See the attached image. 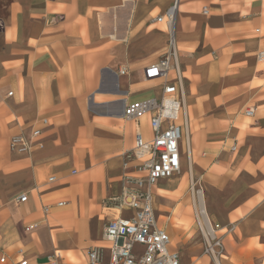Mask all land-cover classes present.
I'll return each mask as SVG.
<instances>
[{"label": "crops", "instance_id": "1", "mask_svg": "<svg viewBox=\"0 0 264 264\" xmlns=\"http://www.w3.org/2000/svg\"><path fill=\"white\" fill-rule=\"evenodd\" d=\"M173 1L0 0V212L10 201L17 205L10 230L0 225V249L7 258L0 264H15L21 257L39 263L53 252L70 260L65 251L87 244L88 225L102 222L96 243L86 245L74 260L83 259L88 247L103 243L105 221L128 214L111 199L120 193L122 173L137 168L135 161L123 168V153L134 146L137 130L146 138L151 130L149 111L127 117L124 109L161 97V79H145L143 72L168 49V33L156 26L163 25L156 18ZM219 2L210 7L209 17L203 10H187L188 1L179 0L177 6L176 61L181 75L201 78L196 83L182 75L190 117L187 146L208 218L218 232L224 231L220 257L226 264H264V66H258L264 61L256 59L264 48V32L251 34L264 29V0ZM207 26L216 30L215 41L226 42L215 57L219 72L212 80L201 63L209 51L202 43ZM247 107L253 108L250 116L244 114ZM193 112L195 119L204 113L202 128L193 129L200 122H192ZM41 117L47 119L41 125V146L29 153L11 151L9 137L28 135L40 127ZM185 137L184 132L177 173L182 177L188 174ZM49 172L39 183L37 176ZM70 174L73 178L65 180ZM50 175L56 177L52 182ZM175 175L154 187L158 223L179 245L172 251L181 264L207 259L215 264L204 253V238L172 237L173 214L165 212L174 209L166 193L179 189L181 177ZM20 193L27 196L23 202L15 201ZM57 201L65 204L56 206ZM44 205H52L47 213ZM98 206L103 211L96 212ZM110 208L116 214L106 211Z\"/></svg>", "mask_w": 264, "mask_h": 264}, {"label": "built area", "instance_id": "2", "mask_svg": "<svg viewBox=\"0 0 264 264\" xmlns=\"http://www.w3.org/2000/svg\"><path fill=\"white\" fill-rule=\"evenodd\" d=\"M179 0H174L156 20L162 22L168 33V49L160 57L144 67L145 79H161V97L159 101L147 100L124 109L127 117H136L149 111L148 125L151 135L146 138L139 130L135 132L134 146L123 153V168L135 161L134 172L125 171L121 175L120 193L112 200L118 208L128 212L126 216L107 219L103 225L101 240L105 245H91L84 253L83 259L64 260L57 252L46 257V261L31 263L28 258L21 257L15 264H181L177 252L168 249L170 237L163 226L158 223L153 207V190L157 181L169 178L181 169V140L185 132L183 116L182 81L183 76L176 61L172 27ZM207 13L206 9H203ZM256 59L264 61V48L258 49ZM124 69L119 72L124 73ZM11 95V93H9ZM246 116L253 114V108L244 110ZM40 127H32L28 135L14 133L8 139L11 151L31 152L34 145L41 146V125L47 119H39ZM234 146L232 147V150ZM71 173H75L72 170ZM56 179L50 175L48 181ZM27 198L20 193L15 201L23 202ZM65 201H57L62 206ZM52 205H44L47 213ZM218 229L217 225H214ZM30 228L26 227V230ZM221 237L215 235L205 241L204 253L213 257V253H222ZM19 253L22 251L19 250ZM6 255L0 249V263H5Z\"/></svg>", "mask_w": 264, "mask_h": 264}, {"label": "rangeland", "instance_id": "3", "mask_svg": "<svg viewBox=\"0 0 264 264\" xmlns=\"http://www.w3.org/2000/svg\"><path fill=\"white\" fill-rule=\"evenodd\" d=\"M186 1L189 2V5H187L188 6L187 10L188 9L190 11L196 10V11H199L201 14H202V10H203L204 6H206V8L210 10V7L218 6L219 4H221L219 2V0H200V1L182 0V3L186 2ZM229 1L232 2V1H236V0H229ZM208 13H209L208 16H206L207 15V13H206V14H204V17H209V15L211 13V10ZM156 26L161 27L164 30V32H166L164 24L163 25L157 24ZM207 28L208 29L205 32V38L203 39L202 43L204 45L209 46V51L206 53V56L204 57V60L201 63L207 65V76L209 77V79L212 80V79H214L217 76V73L219 72L218 68L215 66V57H216V55H218L220 49L225 45L226 42L215 41L214 40V32L213 31H216V30H214L213 28H211L209 26H207ZM263 32H264V29L261 28V30L259 32H255L254 30L251 31V34L253 36H258V35H260ZM258 66L259 67H263L264 66V62L258 64ZM227 73H229V72H227ZM182 75H184L186 77L187 76L190 77L196 83H199L201 81V78L197 74L196 75H190L188 72H186V73H182ZM184 84H185V88L187 90L188 87H187L186 81H184ZM189 100L192 101L190 97H189ZM213 112H214L213 108H211V109H209L208 113L210 114V113H213ZM199 113L201 114V112H199ZM194 116L195 115H194V112H193L192 122L194 123L196 120L200 121V122L198 124L193 125V129L202 128L203 127V118L205 116L204 113H203L202 117H198L196 119H195ZM145 132L147 134V130ZM192 135H193V143L196 145L197 144V131L194 130ZM185 144H186V153H187V140H186V137H185V141L183 139L182 146L185 147ZM69 172L71 173V171H69ZM50 173L51 172L46 173L42 177L37 176V178L40 180L39 183L46 182L47 176ZM187 173H188L187 175L184 174V177H182L183 173L177 174L174 177H172V178L181 177L180 178V185H179V189L174 194L166 193L167 197L173 201L174 209H170L169 211L165 212V214H173V215L175 214V215H177L178 218L180 217L179 219L182 222V224H180L179 226H174L173 227V228H175V232L172 235L173 239L180 240L184 236L187 237L189 235H192V237H196L197 240H199V238L202 237V238H204V241H206L205 236L203 235V233H202V231L200 229V226L198 225V216L192 210L194 197L192 195V190L190 189L191 179H190V175H189V168H188V172ZM71 178H73V175H71L70 177L66 178L65 180H69ZM193 178L195 180V189L203 190L202 189V185H200V182L198 181V177H197L196 173L194 174ZM70 205H72V203ZM16 206L17 205H15L11 201L9 203L5 204L4 210L0 212V215H1V217H0V225L1 226L2 225H9V230H10V228L15 224L17 218L14 217V215L12 213V208L14 210ZM68 206H69V204H68ZM7 207H9V208H7ZM32 208L33 207L31 205V209ZM100 211H103V209H101L98 206L96 212H100ZM100 221H102V220H100ZM168 223H169V221H168ZM101 225H102V222L100 223L99 226H98V222H96V225H95V221L91 222L88 225L89 236H88L87 241H86L87 244H85V245L83 244L84 246H81V247L77 248L75 251H74V249H69V251H71L72 253L69 254V255L65 254L67 256V259H70V260L78 259L79 257L76 254L80 255L81 251L83 250V248L86 245L95 244L96 242L94 240H96L98 238V236H99ZM213 227H214V225H213ZM223 232H224L223 230L221 232L219 230V232L217 231L216 234H217V236L222 237L221 234H223ZM180 233L182 235L178 236ZM82 235H83V231L80 232V236H82ZM80 236L79 235H75V234L73 235V237H75V238H79ZM98 244L104 245V243H98ZM9 254L14 256V249L13 248L9 249ZM221 254H223V253H221ZM215 256H216V254H215ZM210 258H212V257L210 256ZM205 259H207V258L205 257ZM44 260H46V257L40 258L39 262L44 261ZM226 260H227V258H226ZM206 261L198 262V264H209V262H210L209 259H207ZM210 264H213L212 261L210 262Z\"/></svg>", "mask_w": 264, "mask_h": 264}, {"label": "bare ground", "instance_id": "4", "mask_svg": "<svg viewBox=\"0 0 264 264\" xmlns=\"http://www.w3.org/2000/svg\"><path fill=\"white\" fill-rule=\"evenodd\" d=\"M174 27H175V19H174V24H173V27H172V32H173V39H174V49H175V51L177 53V44H176V41H175V35H174V29L175 28ZM184 107H185V112H184V116H183V121L185 123V136H186L187 144L189 145L190 138H189V134H188V125H189L190 117H189V106H187V94L184 95ZM187 149L188 150H187V153H186V155H187L186 157H187V161H188L189 175H190V179H191L190 189L192 190V195L194 197L192 210L198 216V225L200 226V229H201L203 235L205 236V239L209 241V239L212 238L215 235V233H217V231L215 230V228L213 227L212 223L210 222V220L208 218L206 207H205L204 194H203L202 190L195 189V180L193 178L194 170H193V165L191 164V158H190L191 155L189 153L190 149L188 148V146H187ZM106 211L110 215L111 214H116V212H117V210L115 208L114 209H111V208L110 209H106ZM172 220H173V224L175 226H178L180 224L179 218L177 217V215L174 214ZM102 242L104 243V245L106 244L104 241H102ZM176 245L177 244H175L174 240H172V241L170 240V242L168 244L169 250L177 251L175 249V248H177ZM177 246H179V245H177ZM59 251H60V249H59ZM71 253L72 252L69 251V250L65 251L66 255H69ZM212 255H213L212 258H213L215 264H226L225 258L220 257L221 254H219V255L216 254V256H215V253H213Z\"/></svg>", "mask_w": 264, "mask_h": 264}]
</instances>
